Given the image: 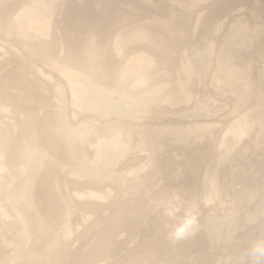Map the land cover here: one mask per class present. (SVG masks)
<instances>
[{
	"label": "rangeland",
	"instance_id": "rangeland-1",
	"mask_svg": "<svg viewBox=\"0 0 264 264\" xmlns=\"http://www.w3.org/2000/svg\"><path fill=\"white\" fill-rule=\"evenodd\" d=\"M260 237L264 0H0V264H247Z\"/></svg>",
	"mask_w": 264,
	"mask_h": 264
},
{
	"label": "clouds",
	"instance_id": "clouds-1",
	"mask_svg": "<svg viewBox=\"0 0 264 264\" xmlns=\"http://www.w3.org/2000/svg\"><path fill=\"white\" fill-rule=\"evenodd\" d=\"M179 196H173L171 199L162 203L164 215L170 219L177 217L181 211V203H179ZM196 224V215L192 209H185L184 216L177 222L171 225L170 235L175 239H182L190 234ZM243 259L247 264H264V237L254 240Z\"/></svg>",
	"mask_w": 264,
	"mask_h": 264
},
{
	"label": "bare ground",
	"instance_id": "bare-ground-1",
	"mask_svg": "<svg viewBox=\"0 0 264 264\" xmlns=\"http://www.w3.org/2000/svg\"><path fill=\"white\" fill-rule=\"evenodd\" d=\"M25 13H31V10L26 9ZM29 19H30V21H32V17H30ZM42 24H43L42 28H41L42 31L43 32H47L48 29H49L48 23L44 22ZM66 74L67 75L70 74V71H67ZM75 76L77 77V75H75ZM76 77H75L74 80H73L74 77L72 78V80H70V85L69 86H70L71 95L74 98L79 99L80 101H82L86 108H94V106H96V104H98L99 100L101 101L100 96H99V98L98 97L93 98V97L89 96V94H91V92L93 91V88L91 86H94V85L91 84V82H89V81H84V80L78 79ZM70 78H71V76H70ZM78 83H79V85L81 84V86H84V87L77 88L76 86H79ZM101 104H103V105L100 108L97 109L98 112H100V113L101 112H108L107 110L109 109V104L106 103V102H103ZM108 148H109V150L111 152L115 151V148H114V146L112 144L109 145ZM31 153H32V150L31 149H27L25 156H29V155H31ZM91 195H96V194L95 193H91Z\"/></svg>",
	"mask_w": 264,
	"mask_h": 264
}]
</instances>
